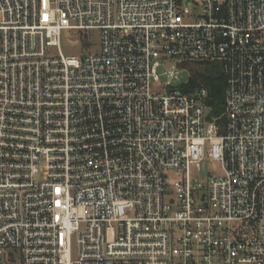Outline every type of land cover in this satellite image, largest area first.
<instances>
[{
	"label": "built area",
	"instance_id": "2783aa9c",
	"mask_svg": "<svg viewBox=\"0 0 264 264\" xmlns=\"http://www.w3.org/2000/svg\"><path fill=\"white\" fill-rule=\"evenodd\" d=\"M0 264H264V0H0Z\"/></svg>",
	"mask_w": 264,
	"mask_h": 264
},
{
	"label": "trees",
	"instance_id": "16d2710c",
	"mask_svg": "<svg viewBox=\"0 0 264 264\" xmlns=\"http://www.w3.org/2000/svg\"><path fill=\"white\" fill-rule=\"evenodd\" d=\"M192 64L196 65V68L189 69ZM185 66L190 71V86L192 88L204 86L208 90L206 104L209 107V118H219L224 111L227 87V77L222 65L220 63H191ZM187 90L189 89L187 88ZM219 122L223 123L225 119H221Z\"/></svg>",
	"mask_w": 264,
	"mask_h": 264
},
{
	"label": "rangeland",
	"instance_id": "374dc122",
	"mask_svg": "<svg viewBox=\"0 0 264 264\" xmlns=\"http://www.w3.org/2000/svg\"><path fill=\"white\" fill-rule=\"evenodd\" d=\"M75 40H78L76 42ZM100 44H101V39H100V32L95 31L94 33L90 32H71L70 34L64 33L61 44H60V50L65 54V55H79L80 51L81 52H98L100 50ZM53 52L59 53L58 48H53ZM190 68H196V65L192 64ZM180 79L182 82H188L189 81V73L186 71H183L180 75ZM208 170L211 172L215 173H220L221 168L220 164L217 162H211L209 163L208 166L203 167V174L204 176L208 173ZM77 247H74V255H76Z\"/></svg>",
	"mask_w": 264,
	"mask_h": 264
}]
</instances>
